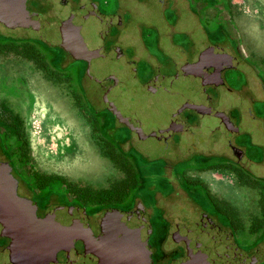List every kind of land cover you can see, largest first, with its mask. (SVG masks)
I'll use <instances>...</instances> for the list:
<instances>
[{
	"label": "flooded vegetation",
	"instance_id": "1",
	"mask_svg": "<svg viewBox=\"0 0 264 264\" xmlns=\"http://www.w3.org/2000/svg\"><path fill=\"white\" fill-rule=\"evenodd\" d=\"M235 2L0 0L3 64L64 85L73 68L80 112L127 154L108 193L75 190L36 168L19 109L0 95V161L17 194L38 217L80 213L65 220L75 237L42 264H264V54L239 43ZM139 97L161 112L142 113ZM127 135L154 140L157 154ZM123 226L140 242L126 250ZM9 243L0 224V264H32Z\"/></svg>",
	"mask_w": 264,
	"mask_h": 264
},
{
	"label": "rangeland",
	"instance_id": "2",
	"mask_svg": "<svg viewBox=\"0 0 264 264\" xmlns=\"http://www.w3.org/2000/svg\"><path fill=\"white\" fill-rule=\"evenodd\" d=\"M233 1L238 2L234 4L238 8L234 9L231 25L239 43L249 53L264 54V0ZM221 24L226 28L227 22ZM68 73L73 79L68 85L60 83L55 74L51 82L42 83L37 69L22 62L7 67L0 59V95L12 99L19 109L30 159L40 172L63 179L75 190L107 193L115 187V180L123 176L120 164L127 154L114 150L109 138L114 134L111 130L96 132L92 117L80 112L73 96L77 88L71 83L76 82L74 69ZM138 103L142 113L146 104L149 113L161 112L156 98L139 97ZM102 114L100 111L98 116ZM125 138L127 147L150 152L152 156L160 147L151 139L140 140L130 135Z\"/></svg>",
	"mask_w": 264,
	"mask_h": 264
},
{
	"label": "water",
	"instance_id": "3",
	"mask_svg": "<svg viewBox=\"0 0 264 264\" xmlns=\"http://www.w3.org/2000/svg\"><path fill=\"white\" fill-rule=\"evenodd\" d=\"M219 50L210 46L207 52ZM75 207H58L44 217H38L32 201L16 192V180L9 166L0 161V224L2 233L10 238V250H25L29 262L42 264L51 260L56 251L66 248L69 239L75 237L72 226L65 220L79 217ZM110 214V210L107 211ZM119 235V234H117ZM117 246L126 250V243L139 242V236L130 226H123ZM140 243V242H139ZM129 245V244H128Z\"/></svg>",
	"mask_w": 264,
	"mask_h": 264
},
{
	"label": "trees",
	"instance_id": "4",
	"mask_svg": "<svg viewBox=\"0 0 264 264\" xmlns=\"http://www.w3.org/2000/svg\"><path fill=\"white\" fill-rule=\"evenodd\" d=\"M105 192H106V191H105ZM108 192H109V191H108ZM108 192H107V193H108Z\"/></svg>",
	"mask_w": 264,
	"mask_h": 264
}]
</instances>
